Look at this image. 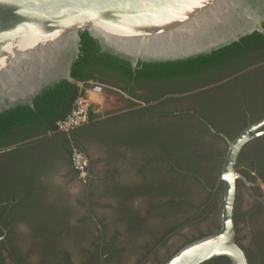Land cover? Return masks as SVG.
Returning <instances> with one entry per match:
<instances>
[{
    "label": "flooded vegetation",
    "instance_id": "af4514ba",
    "mask_svg": "<svg viewBox=\"0 0 264 264\" xmlns=\"http://www.w3.org/2000/svg\"><path fill=\"white\" fill-rule=\"evenodd\" d=\"M244 36L229 43L230 50L222 56L193 69L137 64L125 69L105 60L89 62L79 66L78 75L84 79L71 73L74 79L68 81L80 88L88 83L86 91L116 97L123 106L99 109L87 122L63 130L55 119L71 104L73 89H69L45 114L1 125L0 236L4 235V245L0 264H31L22 251L21 261L11 251L18 253L20 237L29 236L38 221L46 220L64 229L62 234L66 226L74 228L70 236L88 243L56 245L54 264H123L122 259L105 260L107 249L117 247L114 243L121 234L110 225V212L120 216L136 212L143 217L136 207L146 203L149 213L151 204L163 202L153 196L169 193L168 180L183 174L193 175L198 189L218 202V221L208 232L217 231L224 194L219 177L230 142L243 132L248 136L234 164L239 175L233 205L235 240L248 264H264V30ZM119 143L142 156L136 164L139 176L131 181H108L104 175V165H113L117 158ZM74 145L89 158L87 183L72 165ZM67 172L73 181L66 178ZM108 194L117 202H105ZM80 209L84 211L79 216ZM72 215L77 216L78 226L68 222ZM92 234L100 236L99 245H92ZM95 250L98 263L92 259ZM203 264L233 262L217 256Z\"/></svg>",
    "mask_w": 264,
    "mask_h": 264
},
{
    "label": "water",
    "instance_id": "95a60500",
    "mask_svg": "<svg viewBox=\"0 0 264 264\" xmlns=\"http://www.w3.org/2000/svg\"><path fill=\"white\" fill-rule=\"evenodd\" d=\"M263 17L264 0H0V111L31 104L60 79L73 80L84 32L101 52L136 65L209 52L264 30ZM247 136L230 142L219 177V229L186 242L164 264H202L217 256L248 264L233 222L234 164Z\"/></svg>",
    "mask_w": 264,
    "mask_h": 264
},
{
    "label": "rangeland",
    "instance_id": "374dc122",
    "mask_svg": "<svg viewBox=\"0 0 264 264\" xmlns=\"http://www.w3.org/2000/svg\"><path fill=\"white\" fill-rule=\"evenodd\" d=\"M86 94L93 100L95 107L100 110L107 108L112 110L124 105L123 101L117 100L116 97H107L102 92L97 93L89 89ZM116 152L117 158L114 164L107 163L104 165L106 179L108 181L111 179L127 182L133 178H138L139 173H137L136 164L141 160L142 156L129 151L124 143H119L116 146ZM66 178L69 181H73L71 172L66 173ZM183 186L184 188H189L187 198L186 194L176 193L173 190L169 193L153 196V200L157 201L176 200L177 205L170 211L171 213L166 215L157 211L147 213L146 203L137 206L136 208L143 213V216L146 213L144 223L138 228L128 226L126 221L117 217L118 212L113 210L111 211L113 213L110 212L112 216L110 225L113 224L121 231L118 242L115 245L121 249L123 264H164L188 239L205 235L216 226L219 211L218 202H212L209 192L198 189L197 186H187L186 183H183ZM103 200L107 203L117 202L116 198L110 194ZM83 211L80 209L78 215L80 216ZM68 222L73 226L79 225L77 216H70ZM31 241L32 239L29 238L21 242L20 250L27 256L31 264H38L41 253L36 247L32 246ZM83 241V238L74 239L73 236L65 235L58 240L56 245L73 246L83 244Z\"/></svg>",
    "mask_w": 264,
    "mask_h": 264
},
{
    "label": "trees",
    "instance_id": "16d2710c",
    "mask_svg": "<svg viewBox=\"0 0 264 264\" xmlns=\"http://www.w3.org/2000/svg\"><path fill=\"white\" fill-rule=\"evenodd\" d=\"M244 37H242V39ZM230 44H226L219 48L213 49L209 52L201 53V54L191 56L188 58H184V59L160 61V62L138 61L137 65L139 66L141 65L144 68L193 69L195 65L201 62L213 60L214 58L222 56L224 53L228 52L230 50V46L232 45ZM102 60L112 62L125 69L127 68L130 69L132 67L131 62H129L128 60L116 57L109 53L101 52L96 42L94 41V39L90 37L87 32H84L82 34V39H81L80 54L72 65L71 73L73 76L77 78L84 79V78L79 77L78 75L79 66L81 65L86 66L89 62L102 61ZM88 86L89 84L86 83L83 88H80L77 85L69 82L67 79H60L56 81L55 83L45 87L39 94L35 96L31 104H21V105H17L14 107L7 108L3 111H0V126L10 120L19 119L23 116L36 117V116L45 114L48 111L49 107H52L55 105L56 103L55 101L58 100V98L62 95V93L68 91L69 89H73V96L71 99V104L69 108L63 114L57 116V118L55 119V125H56L57 120L65 117L71 111L76 98L80 95L85 94L86 88ZM179 179H181V181ZM167 183L169 185V191L173 190L176 193L181 192L182 194H186V198H187L189 194V188L188 187L184 188L183 183H186L187 186H196L198 184V181L193 177V175L183 174L181 176L178 175L175 178L171 177V179H169ZM176 205H177L176 200H172V199H169L161 203L156 202L150 205V210L148 212L157 211L158 213H162L166 215L167 213H171L170 211L173 210L176 207ZM124 216H126V218ZM124 216L118 215L117 217L126 221L127 225L133 228L140 227L142 223H144L145 221L144 220L145 216L139 217V215L136 214V212L126 213ZM100 222L102 223L103 228H105V224H103L102 221ZM37 223L38 224L36 228L34 229L33 233L29 235L30 237L25 236V235L23 236L20 235L21 236L20 238L22 242L26 241L29 238L32 239L31 241L32 246L36 247V249H38L39 252L41 253L40 261L38 262V264H54L53 261L57 259L56 254H55V248H56V244L58 243V240L64 237L65 235H70L74 233L75 231L72 232V229L74 228L72 227L69 228V226H66L65 232L62 234L64 229L55 228L53 224H51L50 220H46L45 222L38 221ZM92 235H93L92 237L94 240L92 245H95V244L99 245L98 240L100 239V236L96 234H92ZM195 238L197 237L188 239L186 242L193 240ZM108 241L111 242L110 243L111 245L114 243L111 236L110 238L108 237ZM3 245H4V241L0 240V246H3ZM16 248H17L18 253L16 252L15 254L13 250L11 251V253L13 255V258L19 261L20 260L19 253H21L20 246L16 245ZM106 253L107 255L105 256V260L110 261V263L111 261L114 262L115 260L122 259L121 249L119 247L108 248ZM91 254H92V259H94L98 263V253L96 252V250L93 251V253Z\"/></svg>",
    "mask_w": 264,
    "mask_h": 264
},
{
    "label": "built area",
    "instance_id": "2783aa9c",
    "mask_svg": "<svg viewBox=\"0 0 264 264\" xmlns=\"http://www.w3.org/2000/svg\"><path fill=\"white\" fill-rule=\"evenodd\" d=\"M92 88V87H91ZM93 100L86 94L76 98L71 111L59 119L57 126L63 130H69L87 122L94 111ZM72 165L78 173V178L87 183L90 179V161L88 156L78 146L74 145L71 152Z\"/></svg>",
    "mask_w": 264,
    "mask_h": 264
},
{
    "label": "crops",
    "instance_id": "0c3cea01",
    "mask_svg": "<svg viewBox=\"0 0 264 264\" xmlns=\"http://www.w3.org/2000/svg\"><path fill=\"white\" fill-rule=\"evenodd\" d=\"M98 112H99V109L96 108L95 105H94V111H93V114H96V113H98Z\"/></svg>",
    "mask_w": 264,
    "mask_h": 264
}]
</instances>
